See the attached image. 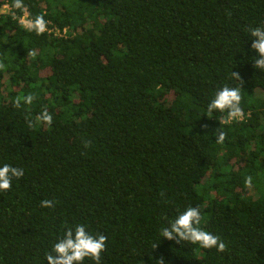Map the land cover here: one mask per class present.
Listing matches in <instances>:
<instances>
[{
    "label": "trees",
    "instance_id": "16d2710c",
    "mask_svg": "<svg viewBox=\"0 0 264 264\" xmlns=\"http://www.w3.org/2000/svg\"><path fill=\"white\" fill-rule=\"evenodd\" d=\"M23 3L0 0V166L24 173L0 192V264H47L77 224L107 237L101 264H264V71L247 31L264 0ZM25 11L47 31H27ZM225 85L242 117L205 116ZM189 206L225 252L160 236Z\"/></svg>",
    "mask_w": 264,
    "mask_h": 264
},
{
    "label": "clouds",
    "instance_id": "9594fccd",
    "mask_svg": "<svg viewBox=\"0 0 264 264\" xmlns=\"http://www.w3.org/2000/svg\"><path fill=\"white\" fill-rule=\"evenodd\" d=\"M12 9H25L23 0H12ZM22 26L29 32H35L41 35L47 31V21L43 15H37L34 19L22 21ZM251 36V48L258 54L254 59L253 67L264 71V26L249 27L247 29ZM35 55V53H32ZM5 65L0 63V69ZM232 75L242 83L237 72H232ZM239 84V85H240ZM35 99L34 94L29 93L23 97L25 105H31ZM242 100L241 88L224 86L219 89L211 102L206 108L207 117L211 118L215 112L227 113L229 119H239L243 115V110L240 107ZM21 99L18 97L13 102V107L19 108ZM36 122L51 125L53 122L52 115L45 109L36 117ZM29 127H34L32 121H28ZM215 143L223 144L226 140V133L219 128L215 130ZM89 141H84V146L88 147ZM23 169L13 167L8 164L0 166V192L8 191L12 187V180L19 179L23 176ZM251 176L245 178V184L250 185ZM161 196L164 194L161 193ZM40 206L43 208H53L52 200H42ZM201 212L198 207L189 206L184 211L180 212L173 220L168 223V226L163 227L160 231V236L177 244L187 242L199 245L203 249L215 248L218 252H225L227 244L217 235L204 230L201 225ZM107 237L103 234L93 236L88 233L83 224H77L74 228H67L60 238L52 247L49 253H46L45 259L47 264H83L85 259L94 261V264H101V253L106 250ZM154 244L152 248H155ZM156 264H165L164 257L161 256Z\"/></svg>",
    "mask_w": 264,
    "mask_h": 264
},
{
    "label": "built area",
    "instance_id": "2783aa9c",
    "mask_svg": "<svg viewBox=\"0 0 264 264\" xmlns=\"http://www.w3.org/2000/svg\"><path fill=\"white\" fill-rule=\"evenodd\" d=\"M4 8H7V5H4ZM28 18H27V13H26V11L24 12V14H23V16L21 17V19H20V22L22 23V21H25V20H27Z\"/></svg>",
    "mask_w": 264,
    "mask_h": 264
}]
</instances>
